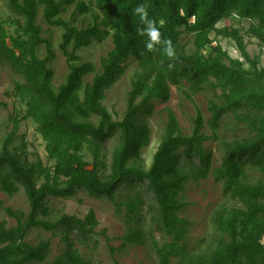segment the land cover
<instances>
[{"label": "trees", "instance_id": "1", "mask_svg": "<svg viewBox=\"0 0 264 264\" xmlns=\"http://www.w3.org/2000/svg\"><path fill=\"white\" fill-rule=\"evenodd\" d=\"M10 11L21 18V31L10 35L0 22V61L22 78L16 82V96L26 102L25 119H32L46 142L54 166L41 159L28 161L26 143L13 146L19 121L0 152V189L14 196L24 191L30 212L0 208L17 222L0 223V264L45 263L52 242L33 245L27 241L32 230L60 232L66 245L63 255L49 264H91L75 248V236L83 245L97 244L99 222L90 210L85 218L62 215L51 220L49 203L69 200L80 192L107 199L117 213L128 210V232L124 245L144 246L147 237L158 256V264H264V68L252 58L239 28L218 24L232 18L250 21L248 36L264 46V0H6ZM145 3L149 18L155 20L162 39H170L176 58L169 60L160 46L145 48L146 37L133 9ZM75 6L74 15L92 14L94 24L79 28L61 16ZM51 27L63 29L60 51L66 58L69 75L56 90L50 64L55 58L53 44L42 36L37 24L39 9ZM99 13H96V12ZM19 31V30H18ZM233 40L243 60L232 58L221 45L213 46L211 35ZM192 36L187 48L183 36ZM113 38L114 48L102 60V70L92 62H81L80 51ZM46 46L47 55L39 57ZM209 47L211 52H205ZM137 70L122 120H115L104 105L109 91L126 73L130 61ZM169 64L172 67L169 68ZM248 65V67L246 66ZM94 75L91 83L87 76ZM189 86L187 97L209 96L207 122L200 110L192 135L183 134L176 114L169 110L165 133L148 169L142 154L152 143L148 119L157 103L171 100V85ZM98 119L95 123L93 119ZM227 118L233 119L226 123ZM232 125L220 135L223 127ZM208 126L212 135L204 133ZM117 138L107 161L105 144ZM219 141L224 155L214 167V151L206 144ZM88 149L94 161H86ZM20 151V152H19ZM255 173V179L251 173ZM213 176L223 194L236 205L224 207L213 218L215 235L204 249H189L187 238L192 223L181 217L188 209L184 193L190 182ZM129 191L125 201L117 194ZM149 204L157 229L171 241L159 247L153 231L147 235L142 208ZM105 234V232H104ZM113 251V249H112Z\"/></svg>", "mask_w": 264, "mask_h": 264}, {"label": "rangeland", "instance_id": "2", "mask_svg": "<svg viewBox=\"0 0 264 264\" xmlns=\"http://www.w3.org/2000/svg\"><path fill=\"white\" fill-rule=\"evenodd\" d=\"M83 1L89 3L94 0H77V2ZM74 10L75 6L69 8L61 17L79 28H86L94 24L92 14L76 16L74 15ZM42 13L43 8H40L37 24L42 28V36L50 40L53 44L55 58L50 64V67L55 72L53 86L58 90L66 81L70 72L66 58L60 51L64 31L63 29L48 25L44 21ZM96 13L99 12L97 11ZM22 21L21 18L10 11L6 0H0V22L3 23L10 35H17L18 32L21 33L19 24ZM250 25V21L232 18L228 21H222L218 24V27L223 28L229 26L230 28H239L247 43V51L252 58L259 59V67L264 68V46L260 45L256 39L248 36L247 32ZM211 38L214 39L213 46L221 45L232 58L243 60L233 40L216 36L215 33L211 35ZM183 39L188 46L187 48H192V36L184 35ZM113 48V38L109 37L103 44H94L92 47L82 50L78 54L82 58L81 62L94 63L99 72L102 70V60L107 58L108 53ZM211 48L209 47L205 53H210ZM46 55V46H41L39 49V57L44 58ZM246 66L248 67V65ZM136 70L137 64L133 60L128 62L126 73L107 91L104 105L112 113L115 120H122L124 118L128 104V95L132 89V82ZM93 77L94 75L87 76L85 83H91ZM18 81H22V78L15 74L8 65L0 61V152L2 151L6 138L14 131L15 119H18L19 125L12 147H19L25 142L29 162L41 159L46 166H54L55 162L50 161L48 158L46 142L37 130L38 125L32 119L24 118L27 112V105L25 101H22L16 96L15 87ZM188 93L189 86L186 83L181 88L171 85L172 96L170 102L167 104L157 103L154 115L148 119L152 129V143L142 154L141 165L144 168L148 169L150 167L153 156L165 133L169 110L176 114L183 134L187 136L192 135L194 131L198 110L202 112L206 122L211 119V115L208 112L209 96L201 94L190 99L187 97ZM93 121L98 123V119L96 118ZM226 121V123L233 124V119L231 118H227ZM231 126L230 124L227 127H223L219 132L220 135L228 133ZM204 133L206 135H212V131L208 126L205 127ZM116 143L117 138L105 144V154L107 155L108 163H111V153ZM206 147L214 151L213 166L218 167L224 155L220 142L212 140L206 144ZM83 155L86 161L90 163V168H92L94 158L90 151L85 149ZM251 175L255 179L257 178L255 173L252 172ZM128 194V190L119 192L116 196L117 201H125ZM0 200L4 203L5 207H10L15 211L21 210L26 214L30 212L29 201L23 190L14 196H8L0 189ZM183 200L189 206L187 211L181 214V217L188 219L192 223L187 238V246L189 249L196 247L204 249L210 244L216 233L213 225L215 214L224 207L230 208L236 204L228 197H225L223 194V186L216 184L212 175L207 180L190 182L184 193ZM49 206L53 211L50 217L51 220L59 219L65 214L85 218L90 210L96 212L99 222L97 228L99 235L95 238L97 244L83 245L75 236L72 238L75 248L91 264H158V256L152 247L150 237H147V243L144 246L131 244L123 246L124 241L122 237L127 234L129 227L126 221L128 210L125 206H123L121 214H118L114 203L107 199L89 196L84 192H80L75 198L69 200L54 199L49 203ZM152 217L153 213L150 211L149 204L147 203L142 208V224L147 235H149V231H153L154 239L157 241L159 247H161L164 243H169L171 239L157 229V221L153 220ZM5 219L8 220L10 227L17 225L16 220L8 218L0 208V223ZM62 239L63 235L60 232L54 234L42 230H32L29 233L27 241L33 245H37L42 241L50 240L52 242L47 261L45 263H38L49 264L64 254L66 245ZM177 262V259H173V264H177Z\"/></svg>", "mask_w": 264, "mask_h": 264}, {"label": "clouds", "instance_id": "3", "mask_svg": "<svg viewBox=\"0 0 264 264\" xmlns=\"http://www.w3.org/2000/svg\"><path fill=\"white\" fill-rule=\"evenodd\" d=\"M133 15L139 17L143 24V27L137 29V32L139 35L146 37L145 48L151 52L156 50L157 46H160L169 60H174L176 58V52L172 45V41L166 38L162 39V33L156 21L149 18L146 4H138L133 9ZM171 67L172 64H169V68Z\"/></svg>", "mask_w": 264, "mask_h": 264}]
</instances>
